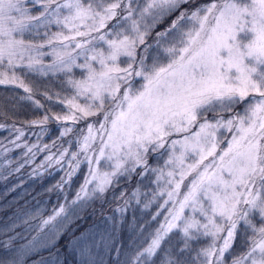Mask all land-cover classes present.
I'll return each instance as SVG.
<instances>
[{
    "label": "snow or ice",
    "instance_id": "snow-or-ice-1",
    "mask_svg": "<svg viewBox=\"0 0 264 264\" xmlns=\"http://www.w3.org/2000/svg\"><path fill=\"white\" fill-rule=\"evenodd\" d=\"M0 86L34 114L0 123L23 150L14 171L46 153L40 167L67 169L62 190L87 166L71 204L0 229L35 233L11 237L0 264H68L64 252L95 264L101 246L123 264H264V0H0ZM49 123L59 135L44 143ZM109 190L121 214L132 200L155 209L128 225V250L115 222L76 235Z\"/></svg>",
    "mask_w": 264,
    "mask_h": 264
},
{
    "label": "trees",
    "instance_id": "trees-1",
    "mask_svg": "<svg viewBox=\"0 0 264 264\" xmlns=\"http://www.w3.org/2000/svg\"><path fill=\"white\" fill-rule=\"evenodd\" d=\"M197 1L199 0H195V3ZM167 23L168 21H166L164 25H161V27L166 26ZM34 79L35 78H29L26 82L33 83ZM36 83L40 84L42 87L47 81H36ZM33 86L35 87L36 85L33 84ZM53 86L55 87V85ZM17 95H24V93L19 89L15 91L5 90L0 86V110H6L8 113L7 119L0 116V123L11 125L13 121H16L17 126H19V121L21 119H28L34 115L31 111L32 106L26 102L22 104L19 111H14L11 108V101L8 98ZM38 98L42 100V97ZM53 109H55V107ZM48 129L50 134L42 138L44 143H51V141L56 139L59 135L56 124L49 123ZM11 139H14L11 133L4 129H0V176L6 177V179H0V229H3L5 225L13 223L17 216L23 220L26 218V214L35 213L39 210L43 216L47 217L52 214L53 209L58 208L61 204H71V201L75 198L76 192L83 183L82 180L85 173V164H82L80 169L73 175L71 182L65 184L62 190L54 188V186L61 181V178L65 176L67 169L66 167L61 168L59 165L55 164L40 167L44 162L46 153H38L32 160L24 164L19 172H16L14 169L20 163H23L24 160L22 157L23 150L19 148L13 149V146L9 143ZM35 139V133H28L27 140L29 143L34 142ZM65 139H67V137ZM5 149L13 150L6 151ZM53 151H55V149H53ZM135 183L136 179L130 182L121 180L119 187L115 189V197H119L121 190H124L127 195H130ZM49 189L53 190L49 191ZM122 203L123 200L115 199L113 191L109 190L103 200L97 199L95 202H88L85 204L80 214L87 215V218L79 222L80 228L76 232V235H79L80 231L89 227L99 226L102 228L105 224L110 226L115 222L121 225L115 233V244L117 247L122 246L125 250H128L131 243L129 237L132 235L128 230V225L133 223L134 218L135 221L139 223L151 220V216L146 215V213H154V208L144 209L142 204L137 205L135 200H132L127 210L121 214L117 209L118 205ZM16 222L20 223V221ZM158 226V222H152L148 230L151 231ZM17 233H22L25 239L17 238L11 240V246L13 248H17L24 244L30 235L35 234L24 233L22 226L15 228L14 231H0V251H3L5 243L8 242L11 237L16 236ZM136 243H139V240H137ZM144 246H146V243ZM42 255L47 256L48 254L45 252ZM64 255L67 257L68 264H76L78 257L68 252H64ZM38 258L37 256L29 257L27 259V264H32V260ZM117 260L123 264L125 260L124 255L121 254L118 256L117 252L112 247L105 248L104 255H102V264H116Z\"/></svg>",
    "mask_w": 264,
    "mask_h": 264
},
{
    "label": "rangeland",
    "instance_id": "rangeland-1",
    "mask_svg": "<svg viewBox=\"0 0 264 264\" xmlns=\"http://www.w3.org/2000/svg\"><path fill=\"white\" fill-rule=\"evenodd\" d=\"M204 2H206V0H199V1H197L196 2V4H199V3H204ZM185 7H195V4H193V5H191V6H189V5H187V6H185ZM53 31H55L56 29L55 28H53L52 29ZM159 30V29H158ZM50 60H51V57H46L45 58V62H50ZM80 69H74V72L76 73V75H77V77H79V74H80ZM55 87H58V85H55ZM59 110H61V108L60 107H55V109H53V111H56V112H59ZM84 171H85V173H84V177L87 175V166H86V164H85V169H84ZM84 177H83V180L82 181H84ZM138 186H137V184L135 183V185L133 186V188H132V191H134L136 188H137ZM153 187H155V185H153ZM141 191H144V189H141ZM75 207V206H74ZM154 212H155V209H154ZM154 214V213H153ZM159 222H163V216H160L159 217ZM34 235V234H33ZM31 238V235L28 237V239H30ZM28 239H26V241H25V243H27V240ZM24 243V244H25ZM104 250H105V248L103 247V246H101L99 249H97L94 253H93V260L95 261V264H102V255H104Z\"/></svg>",
    "mask_w": 264,
    "mask_h": 264
}]
</instances>
